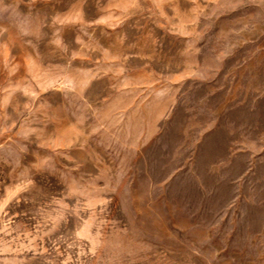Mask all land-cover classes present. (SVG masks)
Masks as SVG:
<instances>
[{
  "label": "rangeland",
  "instance_id": "374dc122",
  "mask_svg": "<svg viewBox=\"0 0 264 264\" xmlns=\"http://www.w3.org/2000/svg\"><path fill=\"white\" fill-rule=\"evenodd\" d=\"M0 264H264V0H0Z\"/></svg>",
  "mask_w": 264,
  "mask_h": 264
}]
</instances>
